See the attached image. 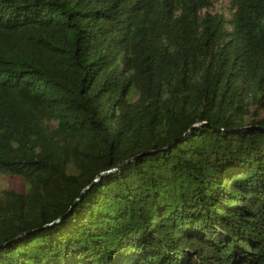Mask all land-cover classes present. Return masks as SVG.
Listing matches in <instances>:
<instances>
[{
    "label": "trees",
    "instance_id": "obj_1",
    "mask_svg": "<svg viewBox=\"0 0 264 264\" xmlns=\"http://www.w3.org/2000/svg\"><path fill=\"white\" fill-rule=\"evenodd\" d=\"M213 6L0 0V264H264V0Z\"/></svg>",
    "mask_w": 264,
    "mask_h": 264
},
{
    "label": "rangeland",
    "instance_id": "obj_2",
    "mask_svg": "<svg viewBox=\"0 0 264 264\" xmlns=\"http://www.w3.org/2000/svg\"><path fill=\"white\" fill-rule=\"evenodd\" d=\"M230 1L231 0H214V6L212 11L223 12L226 15L230 14ZM252 117L262 118L264 117V108L260 105L251 106ZM5 188H13L17 190H24L25 183L17 177H8L6 175L0 176V192Z\"/></svg>",
    "mask_w": 264,
    "mask_h": 264
},
{
    "label": "water",
    "instance_id": "obj_3",
    "mask_svg": "<svg viewBox=\"0 0 264 264\" xmlns=\"http://www.w3.org/2000/svg\"><path fill=\"white\" fill-rule=\"evenodd\" d=\"M134 160V158L133 159H130L129 161H127V163L128 162H131V161H133ZM125 165V164H124ZM124 165H122L121 167H123ZM116 170V169H115ZM100 176H101V174H100ZM100 176H98V177H100ZM98 178H96L95 180H94V182H96V180H97ZM90 186H87L86 187V189L84 190V192L89 188Z\"/></svg>",
    "mask_w": 264,
    "mask_h": 264
}]
</instances>
